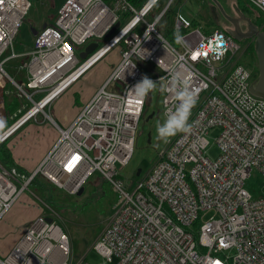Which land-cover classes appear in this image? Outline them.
Masks as SVG:
<instances>
[{
	"label": "built area",
	"instance_id": "1",
	"mask_svg": "<svg viewBox=\"0 0 264 264\" xmlns=\"http://www.w3.org/2000/svg\"><path fill=\"white\" fill-rule=\"evenodd\" d=\"M159 1L64 0L52 23L37 30L31 47L15 53L13 40L31 3L0 0V129L7 121L8 85L32 103L0 131V144L39 113L57 132L35 169L23 172L0 163V220L26 191L40 202L29 188L36 175L75 195L98 173L116 196L92 244L103 264H264V195L253 199L244 187L253 170L264 179V99L250 91L252 68L238 63L245 47L228 29L202 32L179 12L166 27L174 36L168 40L157 24L175 0H164L151 18ZM244 1L264 14V0ZM90 42L97 47L79 62L72 44ZM113 49L117 63L68 126H57L43 109L34 108L50 104ZM134 57L161 72L152 80L165 89V118L178 104L167 90L174 75L188 81L199 104L191 109V131L177 133L142 178L124 180L120 172L149 97L139 100L129 91L144 76ZM21 58L17 69L24 80H16L5 65ZM214 128L218 155L210 159L207 135ZM207 212L212 214L203 221ZM47 218L41 213L23 226L13 247L0 255V264H89L85 255L71 262L67 234Z\"/></svg>",
	"mask_w": 264,
	"mask_h": 264
},
{
	"label": "rangeland",
	"instance_id": "2",
	"mask_svg": "<svg viewBox=\"0 0 264 264\" xmlns=\"http://www.w3.org/2000/svg\"><path fill=\"white\" fill-rule=\"evenodd\" d=\"M29 1L31 3L30 9L23 20L19 32L13 40L12 50L15 53L26 52L31 47L33 43V36L31 34L30 28L33 27L38 30L42 27L43 24L49 25L52 21L51 15L54 16L58 7H60L64 2V0ZM144 1L145 0H138V4H142V2ZM216 2L223 9L227 16L238 20H240L241 17L251 16L254 24L257 27L263 29L262 26L264 24V14L261 12L257 13V11L253 10L252 8L249 11L244 10L242 7V4L246 5V3H244V0H216ZM236 6L237 8L241 9L242 12L236 11ZM246 8L248 9L250 8V6L246 5ZM171 10H173L174 12H179L189 21L195 20L194 26L200 30L202 29V32L206 29V32L211 31L214 27V29H228V26H230V23L221 15L220 10L212 0H175ZM166 21H168L167 18L163 19V21H160V29L163 28L162 26H164L166 29L169 23ZM169 28H171V25ZM234 40L245 47L246 39ZM72 46L75 50L78 61L82 62L83 59H80L78 54L85 48L86 45L75 46L72 44ZM115 51L116 49H113L110 54L106 56L105 61H100L95 66H93L91 70L95 77H100L106 70L109 73L113 64L117 63L119 56ZM9 52H11V50ZM23 60V58L17 59L15 61L12 60L5 65V70L16 80H24L23 74H20L17 69L19 64H21ZM133 61L141 68L143 75L149 77L150 79L156 78L161 74V72L150 62H142L135 57L133 58ZM238 63L244 65L245 67L252 68L254 72L255 82L258 69L253 51H245L244 54L239 57ZM156 82L158 85L157 90L148 93V96L150 97V104L145 105V112L138 121L135 130L134 146L131 156L127 161L124 169L120 172V176L124 180L142 178L148 172L152 164L157 160L159 154L167 148L169 142L174 137L172 136L165 140L159 138L157 135V125L163 123L166 118L163 114L162 106L163 93L162 91H158L161 82ZM85 83L89 84V81L85 80ZM7 91L8 94L5 95L6 107L8 106V104H12V102L14 101L17 103L15 99L16 96V98H18L17 100H19L20 102L18 104L20 105L19 108L21 110L19 108L16 110L17 105L14 107L13 111L10 110L11 113L16 110L18 113V117H15V115H11L9 111H6V120L7 122L16 121L28 108H30L32 103L22 98L20 93L17 92V90L11 85L7 86ZM39 98L40 96H37L36 99L34 98V100H37ZM198 104L199 102H196L195 106H197ZM50 109L51 104H48L43 108L44 112H46V115L51 116V118L54 119L55 116L50 114ZM19 110L22 112L20 113ZM152 112V118L147 120V117ZM12 116L13 119L11 118ZM54 120L57 121L56 118ZM31 122L37 125L46 124L53 130L56 129L52 121L45 118L42 113H39L36 116V120L30 119L26 121L19 129L15 131V133L19 131L25 124ZM40 132H44L46 135V131L40 130L39 133ZM217 134L218 130L214 128L211 129L207 135L208 144L205 152L210 159H215L218 155V148L215 143ZM13 135H11L5 141L7 142V145L9 139ZM43 141L35 142L33 140L31 146L36 150H40L42 148V144L44 143ZM137 169H140V173L138 175H136ZM94 178L95 175L90 177L88 183L84 186V191H82L83 194L81 193V195H69L65 191H62L63 193H61L58 190L55 191L52 189V194L55 197L57 196L56 201L57 204H59L56 206L46 203L40 196V194H38L39 192H35V190L34 192H32L38 197L40 202H37V200L32 197L28 193V191H26L25 194L20 198L21 205L25 201L23 199H26V195L30 198L31 201L34 200L31 202L33 206H28L27 208L35 210L36 214L33 217H37L41 213H45L47 217L55 220L63 229V231L68 236L70 260L72 263H75L84 255L85 261L89 264H103L104 261L102 257L92 249V244L97 239L105 223L107 222L108 216L111 213V208L116 201V196L113 191L110 190V187L107 183H103L100 189H95V187L90 184L94 180ZM39 182L41 183L42 181L40 180ZM244 187L253 199L260 198L264 195V179L256 170L250 172L248 178L245 181ZM29 188L32 189V185ZM21 211L22 210H20L19 208L14 207L16 216H22ZM211 214V212H207L202 217V220L205 221L211 216ZM17 220L19 219L16 218L15 222H13L14 219L5 217L1 221L2 229H0V255L2 252H7L9 249H11L9 246L10 241L12 240V236L17 232L21 234V231H23L21 228L28 224L27 221V223L25 222L21 224L22 226H16ZM196 224L197 223H195L194 225ZM231 253L232 252H228V254Z\"/></svg>",
	"mask_w": 264,
	"mask_h": 264
},
{
	"label": "crops",
	"instance_id": "3",
	"mask_svg": "<svg viewBox=\"0 0 264 264\" xmlns=\"http://www.w3.org/2000/svg\"><path fill=\"white\" fill-rule=\"evenodd\" d=\"M92 68L93 66L90 67L88 70H86L82 76H80L77 80L72 82L63 91L62 94H60L50 103L51 104L50 114L55 116L56 120L58 121V122L55 121L54 120L55 118L53 119L57 126L62 128L68 126V124L77 115V113L82 108V106L89 101L93 93L97 90V88L102 84L104 79L109 74L108 71L106 70L104 74H102L100 77L97 78L92 73L91 70ZM85 80L89 81V84L85 83ZM40 130L46 131V135L44 132L39 133ZM55 130L56 129L53 130L52 128H50V126L46 124L37 125L31 122L25 124L19 131H17L9 139L7 146L10 150L14 163L21 171L29 172L38 166V164L40 163L44 155L48 152V150L51 148L52 144L54 143L57 137V133ZM33 140L35 142H41V141L44 142L40 150H36L31 146ZM23 200H25L24 202H27L29 204L27 205L22 204L23 206H25L23 207L20 203H16L18 205L15 204L16 206L14 205L12 207L13 209L11 208L12 210L10 209L11 211L9 210L4 215V218L8 217L14 219L13 222H15L16 218H18L19 220H17L16 226H20L25 222L27 223V221L30 222L36 217V216L33 217L36 214L35 210L27 209L28 206H33L29 197L26 195V199ZM14 207L22 210L21 211L22 216L15 215ZM1 221H0V229H2ZM21 229H23V227ZM20 235L21 234L17 232L12 236V240L10 241V246H9L10 248L13 247L16 240L19 239ZM8 251L2 252L1 255H5V253L7 254Z\"/></svg>",
	"mask_w": 264,
	"mask_h": 264
},
{
	"label": "clouds",
	"instance_id": "4",
	"mask_svg": "<svg viewBox=\"0 0 264 264\" xmlns=\"http://www.w3.org/2000/svg\"><path fill=\"white\" fill-rule=\"evenodd\" d=\"M172 87L167 89L175 93L178 104L174 109L169 108L166 119L163 123L158 124L156 131L161 139L167 140L177 133H187L191 131V125L188 123L191 109L195 106L197 98L189 90L188 81L182 80L179 76L174 75L171 80ZM157 82L147 76H143L140 81L129 88L133 96L143 100L149 92L157 90ZM164 91V88H160Z\"/></svg>",
	"mask_w": 264,
	"mask_h": 264
},
{
	"label": "trees",
	"instance_id": "5",
	"mask_svg": "<svg viewBox=\"0 0 264 264\" xmlns=\"http://www.w3.org/2000/svg\"><path fill=\"white\" fill-rule=\"evenodd\" d=\"M132 3H134V4H136V5H141V4H138V0H130ZM210 1V0H209ZM143 3V2H142ZM163 3H164V0H160L158 3H157V5L153 8V10H152V14H150V17L151 16H153V15H155L157 12H159V10L162 8V6H163ZM237 3H238V1H237ZM244 3H246V2H244ZM246 5H247V3H246ZM246 5L245 4H242V7H243V9L244 10H246V11H249V10H251V7L250 8H246ZM241 9H239V8H237V6H236V11H238V12H242V10L240 11ZM243 12H245V11H243ZM173 13H174V11L173 10H169L166 14H165V16L163 17V19H165V18H167V20L168 21H166V22H169V23H171V21H172V16H173ZM258 13V12H257ZM51 17H52V20H53V15H51ZM163 19H162V21H163ZM165 22V23H166ZM194 22H195V20H192V24L194 25ZM50 23H52V21L50 22ZM168 23V24H169ZM160 22H159V24H157V29L161 32V34L164 36V37H166V38H168V40H170V41H174V36H173V33L171 32V31H169V30H167V29H165V27L164 26H162L163 28H159L160 27ZM166 25V24H165ZM215 28V27H214ZM213 28V29H214ZM262 28L263 29H261L262 31H264V24H263V26H262ZM207 30V29H206ZM205 30V31H206ZM247 50H252L253 51V53H254V43L252 42V41H250V39H246V44H245V51H247ZM244 51V52H245ZM15 99H16V101H17V103L14 101V102H12V104H8V106L6 107V111H9L10 112V110H12L13 111V109H14V107L17 105V108H16V110L20 107V105L18 104V103H20L19 102V100H17L18 98H16V96H15ZM5 105H6V103H5ZM9 109V110H8ZM20 109V108H19ZM14 111V112H10V114L11 115H15V117L17 116L18 117V113H17V111ZM21 110V109H20ZM19 110V112L21 113L22 111H20ZM13 119V118H12ZM13 122V121H12ZM11 122H7L6 121V123L4 124V126L0 129V131H2V130H4L9 124H10ZM0 163H2V164H4V165H6V166H12V165H16L15 163H14V161H13V159H12V156H11V153H10V150H9V148L7 147V142H3V143H1L0 144ZM93 175H95V178H94V180L90 183L92 186H94L95 187V189H100L101 188V186H102V184L103 183H107L108 184V182L106 181V180H104L103 178H102V176L101 175H99L98 173H95V174H92V175H90L86 180H85V182L83 183V191H84V186L88 183V180L90 179V177L91 176H93ZM42 181L41 183L39 182V181ZM43 182H45V183H43ZM32 185V189H30L31 191H33L34 192V190H35V192L37 191V192H39L38 194H40V196L43 198V200L46 202V203H48V204H52V205H54V206H56V205H59V204H57V201H56V199H57V196L55 197L53 194H52V189L53 190H58V191H60L61 193H63L64 191L62 190V189H59V188H57V187H55L54 185H52L51 183H49L47 180H45L43 177H41L40 175H36L35 177H34V179H33V183L31 184ZM30 185V186H31ZM109 185V184H108ZM109 187H110V185H109ZM110 190H111V188H110ZM63 191V192H62ZM114 193V192H113ZM82 194H83V192H82ZM115 194V193H114ZM77 195V194H76ZM81 195V194H80ZM67 197H69V196H67Z\"/></svg>",
	"mask_w": 264,
	"mask_h": 264
},
{
	"label": "water",
	"instance_id": "6",
	"mask_svg": "<svg viewBox=\"0 0 264 264\" xmlns=\"http://www.w3.org/2000/svg\"><path fill=\"white\" fill-rule=\"evenodd\" d=\"M214 4L218 7V9L221 12V15L231 24L232 28L228 29V32L233 38L240 40V39H250L254 43V56L256 58L257 62V78L253 85L250 88V91L252 94L261 97L264 99V31L261 30V28L257 27L255 24L249 22L246 30L242 31L240 27L238 26V19L231 18L225 14L223 9L218 5L216 0H212ZM46 24H43L42 27H45ZM118 26V24H115L114 27L110 29V31L107 33V36H109L114 29ZM32 36H35L37 33V30L33 27L30 28ZM97 47V43L90 42L88 43L85 48L79 52L78 56L80 59H85L88 54H90L95 48ZM160 92V89H158ZM146 104H150V97L147 98ZM153 112L149 114L147 117V120L152 118ZM148 140H149V134H148ZM140 173V169H137L136 175ZM83 191V187L79 189L77 192V195H80ZM49 221L50 218H47Z\"/></svg>",
	"mask_w": 264,
	"mask_h": 264
},
{
	"label": "flooded vegetation",
	"instance_id": "7",
	"mask_svg": "<svg viewBox=\"0 0 264 264\" xmlns=\"http://www.w3.org/2000/svg\"><path fill=\"white\" fill-rule=\"evenodd\" d=\"M249 22L254 24L253 19H252L251 16L250 17H248V16L247 17L246 16L245 17H241V19L238 21V26L240 27V29L242 31H245ZM229 28H232L231 24H230V26H228V29Z\"/></svg>",
	"mask_w": 264,
	"mask_h": 264
},
{
	"label": "bare ground",
	"instance_id": "8",
	"mask_svg": "<svg viewBox=\"0 0 264 264\" xmlns=\"http://www.w3.org/2000/svg\"><path fill=\"white\" fill-rule=\"evenodd\" d=\"M46 104H47L46 101H45V102H39L38 104H37V103L35 104L34 108L37 109V110H42L43 107L46 106ZM44 105H45V106H44Z\"/></svg>",
	"mask_w": 264,
	"mask_h": 264
}]
</instances>
